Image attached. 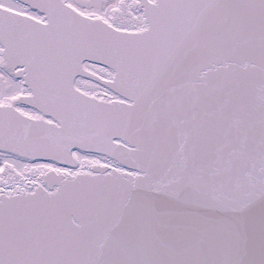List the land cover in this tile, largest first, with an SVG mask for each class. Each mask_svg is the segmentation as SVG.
Instances as JSON below:
<instances>
[{"label":"snow or ice","instance_id":"6c2138e0","mask_svg":"<svg viewBox=\"0 0 264 264\" xmlns=\"http://www.w3.org/2000/svg\"><path fill=\"white\" fill-rule=\"evenodd\" d=\"M0 264H264V0H0Z\"/></svg>","mask_w":264,"mask_h":264}]
</instances>
